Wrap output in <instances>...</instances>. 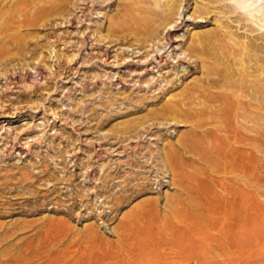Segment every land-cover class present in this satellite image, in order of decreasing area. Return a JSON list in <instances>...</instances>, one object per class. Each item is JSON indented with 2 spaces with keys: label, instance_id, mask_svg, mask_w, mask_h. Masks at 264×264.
<instances>
[{
  "label": "rangeland",
  "instance_id": "1",
  "mask_svg": "<svg viewBox=\"0 0 264 264\" xmlns=\"http://www.w3.org/2000/svg\"><path fill=\"white\" fill-rule=\"evenodd\" d=\"M151 1L0 0V241L19 235L24 261H158L168 242L203 239L180 222L208 224L187 192L200 180L243 192L250 262L264 264V97L245 119L226 114L237 169L217 115L248 66L240 35L264 30L249 32L232 0H175L141 33Z\"/></svg>",
  "mask_w": 264,
  "mask_h": 264
},
{
  "label": "bare ground",
  "instance_id": "2",
  "mask_svg": "<svg viewBox=\"0 0 264 264\" xmlns=\"http://www.w3.org/2000/svg\"><path fill=\"white\" fill-rule=\"evenodd\" d=\"M232 1H233L232 4L234 9L240 10L244 15H246V18L251 22V25L248 26L246 25L247 30L249 32L264 30V0H232ZM151 2H152V7H146V8L137 7L138 14L143 15V17H141V20L143 21L142 28H140L141 33L148 30V28L154 21L160 19L167 20L168 18L167 13L168 11L173 9L172 7L174 5L173 3L175 2V0H165L163 3L164 9L162 10L157 9L160 8L162 0H153ZM177 7L178 8L176 10V18L174 20L169 19L170 21L166 23L164 22L165 23L164 29L166 28L167 30L165 37L168 40L172 36L171 32L180 30L181 25L183 23L182 20V16H184L183 10L180 8V6ZM224 7H227L228 9L231 8L228 5H224ZM219 11L223 12L222 8L219 7ZM242 27H245V24L242 25ZM240 37H246V39H248L246 45L242 44V46H245L246 49L250 48L251 54L252 53L253 54L252 55L249 54L248 51L247 54L245 52L243 53L244 57L247 59L246 61L248 66L241 70L239 74V79L234 84L230 85V87L234 89L232 93L221 94L220 97L224 100L223 103L224 107L222 110L219 109L217 114L220 115L219 118L221 122H223V124L225 125L222 126V130H225V134L228 135V138L224 137L220 139L221 144H223L225 146L224 149H226L222 152L223 159L226 165H228L233 169L239 168L241 166V161L237 160L231 155V147L230 148L228 147L229 144L227 142V139L230 138L232 139V133L234 129L230 125L231 120L229 118H226V114L228 115L227 113L228 110L233 108L235 111H238L233 116L234 119L235 118L245 119L248 115V108L253 107L254 109H258L261 106V100L264 97V84H263L264 76L260 78V74H264V55H262V53H264V33L259 32L252 36L241 34ZM260 40L262 42H260ZM158 49L155 50L157 51V53L158 51H160V49L159 50ZM102 53L105 52L103 51ZM176 58H179V56H177ZM233 98H235L233 102L232 100L229 101V99H233ZM252 101L257 103H254ZM214 150L217 151V148H214ZM202 156L205 157L204 154H202ZM216 185L218 190L213 188L209 184V182L205 183V182H200L199 180L189 185L187 189V192H190L191 195H193L194 199L196 200V206L192 208L193 211H195L199 215H203L207 217L208 224L203 229L198 227L194 221H180V222L184 228L189 229V231H192V233H195L197 231L198 233L203 234V239L200 241L191 240L190 239L191 234H187L185 238L189 241V244H182L180 240L177 242L175 241L168 242V244H164L166 250L164 249V252L161 255V259L155 262L153 261L148 263V261L141 258V260H139V263L218 264L217 258H215L216 256L223 258V260L228 259L229 256L235 257L241 260L240 261L241 264L242 262L245 263L246 261L250 262V259L253 258L255 251L248 250L247 249L248 244H246L244 241V235H243L244 214H243V206H242L243 192L240 191L237 187L228 188L224 186L223 182L222 183L218 182V184ZM133 218L135 219V217ZM144 220L145 221L142 223L143 227L148 228L151 227V225H153L152 217H148L146 215ZM138 221L140 220L138 219ZM175 226L176 225H172L170 227L171 229H175L176 228ZM211 230H216L218 232V236L211 234L210 233ZM7 239L5 237L0 241V244L3 246L2 248H4L0 251V264H129V263L138 264V262L127 263L121 261L112 262V263H103V262L95 263L81 259H71L69 261L61 262L56 258H48L41 260L42 258L40 259L39 257H37V255L33 256L32 259L28 261L27 260L24 261L19 257V254L21 252L20 244H22L19 235L14 236L10 240ZM11 245L15 247V251H16V253L12 255H10L6 250V247H9ZM214 245L217 247L218 255H215L216 248L214 247ZM138 246L141 249V244H139ZM154 249L156 250V248L155 247L153 248V252H155Z\"/></svg>",
  "mask_w": 264,
  "mask_h": 264
}]
</instances>
